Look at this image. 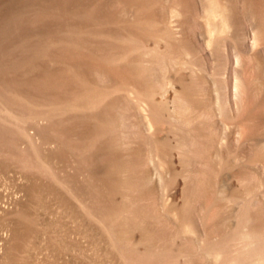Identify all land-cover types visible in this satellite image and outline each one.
Wrapping results in <instances>:
<instances>
[{"label": "rangeland", "instance_id": "374dc122", "mask_svg": "<svg viewBox=\"0 0 264 264\" xmlns=\"http://www.w3.org/2000/svg\"><path fill=\"white\" fill-rule=\"evenodd\" d=\"M153 1L155 5L147 8ZM173 1L0 0V264H252L256 256H261L264 264V185L258 187L264 183V46L252 50L246 38L253 24L264 29V0H224L237 27L230 28L232 32L212 34L211 49L202 43L210 36L200 13L203 0H182L183 28L174 26L173 31H164L161 24L141 28L131 19V15L139 14L168 15ZM140 6H144L142 11L138 10ZM179 29L182 38L176 33ZM132 30L142 33L139 36L152 47L130 54L125 64H129L131 73L139 55L151 52L155 43L169 47L166 53L151 52L149 59L153 62L147 64H162L153 74L139 79L132 76L146 89L160 88L175 77L184 86L192 85L193 90L203 87L208 93L210 76L224 88L221 91L225 95L235 49L244 67V81L251 89L245 94L240 114L233 116L226 109L224 120L230 125L234 145L222 171L211 178L212 185L205 193H196L190 187L185 195L189 205L177 210L159 205L160 196L152 184L131 193L129 205L120 204L118 192L125 193L126 185H135L150 169L138 165L139 150H155V140L147 143L136 127L130 126L129 146L124 147L120 141L116 145L117 140L112 139L107 146L111 135L93 137L90 143L88 135L95 136L102 130L103 109L79 114L57 111V102H68L85 82L100 85L94 83L98 77L94 67L110 73L114 65L123 64L115 62L113 54L128 45L129 41L120 37ZM154 33L163 38H152L150 34ZM158 97L159 93L154 100L148 99L155 105L157 136L164 137L167 150L174 153L175 144L188 142L192 134L183 115L162 108L155 101ZM129 117L131 121L139 119L136 113ZM70 130L74 135L83 134L80 157L71 143ZM31 132L39 134V141L31 137ZM238 137L241 141L236 140ZM56 141L62 147L54 148L52 142ZM46 158L59 164L49 167L43 164ZM198 165L192 160L180 171L171 156L160 165L169 176L166 198L175 197L183 176H195ZM119 167L130 169L127 181ZM141 168L144 172L139 171ZM54 173L72 178L73 183L70 187L62 184L52 177ZM239 175L247 177L240 188L235 187ZM109 186L115 190H107ZM75 195L81 197V204L75 203ZM96 195L99 204L92 203ZM152 198L157 199L158 206ZM239 199L253 203L237 212ZM66 200L77 208L81 215L78 221L67 214ZM116 207L127 208L128 219L123 229L111 232L102 210L116 211ZM237 220L243 222L241 227L256 231L251 246H240L232 240ZM76 228L81 231L79 236L74 234Z\"/></svg>", "mask_w": 264, "mask_h": 264}, {"label": "bare ground", "instance_id": "6f19581e", "mask_svg": "<svg viewBox=\"0 0 264 264\" xmlns=\"http://www.w3.org/2000/svg\"><path fill=\"white\" fill-rule=\"evenodd\" d=\"M205 1L203 0L201 3L200 13L201 16L204 18L205 22L207 23L208 31L210 30V36L208 38V41L202 39L203 40L202 43L206 42L207 47L211 49L212 48L211 46L214 41V39L212 38V34L215 35L214 33L217 31L228 32L227 30L233 27L235 30L237 26L235 23L236 21L234 22L235 19L233 20L231 17H229L228 10L230 9L229 6L227 8V3H225L224 0H208V3H205ZM166 2H168V0H166ZM123 3L128 4L127 1H124ZM154 5L155 2L153 1L147 5V8L149 7L151 8ZM183 5L184 2L182 0L181 1L174 0L168 6V11H169L168 15H162V16L160 15L157 17H152L151 15L145 16V14L143 15L139 14L133 16L131 15L132 18L130 16L129 17L132 19V21L134 20L137 26H140L141 28L144 27L156 28L161 24L165 26L164 31H168V30L173 31L174 26L183 28V25L180 22V19L185 12ZM143 9L144 6H140L138 10L142 11ZM232 11H234V9ZM217 22L218 24H216ZM173 23H176L177 25H173ZM231 30L232 29H230V31ZM161 32H163V30ZM177 32H178V38H182L184 35V34L182 35V30L180 29L176 30V33ZM154 34L152 35L150 34V36L155 39L158 38V40L163 38L158 33H156L155 35ZM139 35H142V33L137 32L136 34V32L132 30L126 32V35L124 36L122 35V37H120L122 41H129V43L128 45H124L122 47L124 48L123 50H120L115 54H113L115 62H123V64L114 65L115 67L113 70L110 71V73L108 70H103V69L100 70L99 66L95 65L97 67H94L93 72L98 77L94 83L98 82V84H100L99 86H96L95 84L90 82H85L84 83L85 85L81 86V89L78 90L74 94V96L70 97L68 102L66 103L57 102L56 107H58L57 111L60 114L66 111H72L75 114H79L82 112L85 113L88 110H93L97 112L103 109L101 110L103 111L102 130L99 133H96L95 136L93 133H92L93 135L92 134L88 135L89 136L88 142L90 143L94 142L93 137L100 139L111 135V138L107 140L106 143L107 146H109L108 143L111 142V139L112 142L117 140L115 143L116 145H118L119 144L118 142L120 141V143H122L124 147L129 146L131 144L129 138L130 133L128 131V129H130L129 128L130 126L134 127V129L136 127L137 132L138 133L140 132L142 134L144 140L147 143H149L148 140L150 141L155 140L156 142V143L154 142L156 148L155 150L152 147H150V149L146 150L145 152L139 150L140 158L138 157L139 159L137 162L138 165L141 167L147 166L150 167V169H148L147 172H144L145 169L141 168L139 171L144 173H142L138 177V182L135 185H131V184L126 185V188L123 190L125 191V193L118 192V194L119 193L121 194L120 204L122 206H126V204L129 205V195L131 193H135V192L138 193L144 188L143 187L144 185L147 186V184H152L156 188V191H158L157 194H159L160 196L161 203H159V205H162L163 208L169 206L174 210H177L179 208H184L189 205L190 202L187 198H185V195H186V191H188L190 187L192 188L191 190L195 191L196 193L199 194H202L203 192L205 193L206 192L205 190L210 188L212 185L211 178H213L214 176L216 177L217 174H219V172L222 171L224 160L229 156L231 148L234 145V138L230 136V132H229L230 125L224 120L225 112H227L226 109H229L233 116L238 115L240 110H243L242 107L245 102V97H246L245 94L247 92L250 93L251 89L248 86V84L244 81L243 78L244 67L242 68L243 65L240 64V58L238 56V53L235 51L236 49L231 53V59L233 64L230 72L229 83L228 86L226 87L227 93L225 95L222 94L221 91L222 87L220 88L216 80L210 76H209V80L207 81L208 93L204 92L206 91V89H203V87H200L197 90H193L192 85L191 87L184 86V84L176 80L175 77L174 79L163 83L160 86V88L152 87L150 89H146L145 84L143 82H139L138 80H137L138 82L133 81L134 79H132V76L139 79L146 77L143 75L153 74L156 68L158 66H161L162 64H147L153 62V60L149 59V57L150 58L152 57V53L156 54L157 50L159 52L161 51L166 53L168 52L169 47L168 44L161 45L159 43H155L153 45L154 50L151 49L152 53L148 52L149 54L146 53L143 56L139 55V58H137L136 60L138 64H134L135 69L134 72L131 73L128 66L129 64H125L130 54L141 50L143 47H147V48L152 47L149 44V42L145 44L141 36ZM246 38L249 41V44L247 45L251 47L252 50L264 48V47L262 48V46H264V29H260L256 24H253L250 27L248 31V37ZM186 62H189V60H187ZM193 65L194 64L190 66L192 67ZM194 69L195 68H193V70ZM110 75L112 76L110 77ZM179 83L181 84L180 86L178 85ZM222 90L224 91V88H222ZM158 93H159V97L155 100L159 103L158 105H160L162 108L166 107L168 111L172 112L177 116L179 114L183 115L184 122L187 123L188 127L190 128V132L192 134V137L191 139L188 140V142H177V144H175V146L173 147L175 149L174 153L172 149H170L169 147H168L169 150H167L166 148L167 146L164 145L163 143L165 138L157 136L159 128H157L156 121L154 118L155 105L153 104V102L148 101V99L154 100V96ZM135 113L138 114L139 119L138 121L137 120L131 121L129 115H135ZM77 128L78 127H76V129ZM72 132L73 131L70 130V137L73 136L71 137V143L73 144L74 149L75 150L77 149V151L79 152V157H80V152H81L80 143H83V134L79 135L78 133H75L74 135L72 134ZM31 135L32 138H35L37 141H39L40 138L38 137L39 134L37 132H33V133L31 132ZM236 140L241 141V137L240 138L238 137V139ZM52 143H54L53 145L55 146L54 148L62 147V144L60 142L56 141ZM250 149L251 148L247 149L248 153L250 152ZM141 154L143 155V157ZM169 156H171L172 159L174 158L176 163L180 165L179 167L180 171L183 170L182 166L184 165V163H188L192 160L198 162L199 164L198 170L195 171L196 173L195 176H191L190 174H186L183 176L181 181L178 183L176 190L174 191L175 197L173 199H169V197L166 198V193L168 189L167 180L169 176L167 172L159 168L160 165L167 162ZM56 163L58 165L59 161L55 159L48 160L46 158L45 161H43V164H47V166L49 167H51V164L53 165ZM117 169L122 173L124 180L126 179L127 181L130 178V175L128 177V172L130 170L128 167H119ZM253 171L254 170H250L249 172L257 174V172L255 171L253 172ZM52 177L55 178L56 180H60L62 184L66 183L64 185H67L69 187L71 183H73L72 178H68V177L61 178L59 177L58 174L55 173L53 174ZM237 178L238 180L235 187L240 188L243 182L244 181L246 182L247 177H245V175L243 176L239 175L237 176ZM92 183L94 184L93 181ZM263 185L264 183H260L258 187L261 188ZM107 190L114 191L115 188L113 189L112 186H109ZM50 191L53 194L55 193L54 189H50ZM96 193L99 194L100 192L96 190ZM178 196H181L183 198L179 199ZM80 199L76 197L75 203H77L78 205L81 204L78 202L80 201ZM152 200H154L153 201L154 205L158 206L157 199L152 198ZM92 201L93 204H99L101 202V200H97V195ZM237 203H238L237 205L238 208L236 210L237 212H240V210L246 204L251 205L253 202L252 200L246 201L243 199H239ZM65 205L67 209V214L69 213L70 218H75V220L78 221V218H80L81 215L79 216L78 210L74 206L73 202L70 200H66ZM103 210H102L103 220L106 226L109 228V231L115 232L116 228L123 229L125 227L126 221L128 219V212L126 213L127 208L122 207L121 209H118L116 211L115 210L108 211V208L107 209L103 208ZM118 220L121 221V224L118 223ZM241 223L243 222H239V220L236 221L235 235L232 237V240L235 241L238 245L242 244L243 246L247 247L253 243V240L251 241V239L255 237L256 231L249 230L247 229V227H241ZM76 229H74V234L76 233L79 236L81 234V231L80 229L77 230ZM261 243L263 244V242ZM223 244H225V242ZM75 250L76 249H74L73 251ZM220 253L221 250L218 251L216 254L218 258H220ZM229 262L232 263L233 261H229ZM252 264H263V258L261 256H256Z\"/></svg>", "mask_w": 264, "mask_h": 264}]
</instances>
